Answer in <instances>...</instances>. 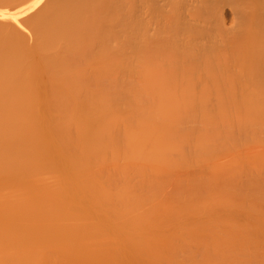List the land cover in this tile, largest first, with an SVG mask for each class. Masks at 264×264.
<instances>
[{
	"label": "bare ground",
	"instance_id": "bare-ground-1",
	"mask_svg": "<svg viewBox=\"0 0 264 264\" xmlns=\"http://www.w3.org/2000/svg\"><path fill=\"white\" fill-rule=\"evenodd\" d=\"M42 1L0 0V178L15 179L25 174V172L38 168H51L56 165L68 167L72 164V152H78L81 155V161H83V157H89L91 154L89 158H99L102 155L101 153H104L107 148L109 152L111 147L115 145L116 140L113 136L120 132L125 141V146L121 148L115 145V147H120L121 150H118L121 152L126 151L124 150L125 147L126 149L127 147L133 148L127 149L130 152L138 151L137 153H142L147 151L152 153L153 156L155 155L157 161H162L163 158L165 159L168 156L164 160L165 165H171L169 167L177 169L180 166V132L178 131L179 123L177 121L179 120L181 125H184L182 121L185 120L184 126L187 127V122H189L187 118L193 120L191 113L187 117V114L192 110L190 108V111L185 112L186 117H183L184 114L181 111L185 108L184 102L186 104L191 99L198 97V102L200 101L198 104H201L211 95L220 104H223L221 102L226 99L233 100V102L236 99H240L239 103L241 102L240 104L243 107L247 102L244 107V114L253 105L263 104L264 0ZM13 7H17L16 9L19 10L17 14H12L11 9ZM160 58H163V60ZM124 72L126 74L129 73L131 76H124ZM120 74H123V77ZM180 76L182 77L181 80ZM132 78L135 79L132 80ZM180 83L182 86H180ZM41 85L45 87L44 89H59L63 92L50 91L40 94L36 89ZM119 86L121 88L128 87L127 89L131 90L129 95L133 98L140 96L137 101L139 98H147L150 95L149 98H145L147 104L144 107L141 106L143 111L140 106L139 108L137 107L139 116L136 108L127 109L128 112H125L130 117L129 115L124 116L125 119L120 114L119 116L115 115L118 112L112 106H109L110 98L115 96V94L110 92H114ZM84 88H94L97 91L108 90L109 92L82 93L81 91ZM129 95L127 96L128 99ZM261 96L262 101L260 100ZM153 97L158 100L154 103L159 102L160 107L165 109L164 113H162L163 111L158 113L157 109L155 110L153 106H150L151 104L148 100ZM258 98L261 102L256 103L259 100H255L256 104H254V99ZM242 100L244 101L242 102ZM249 100L253 104L249 103ZM180 104L184 105V107L182 105L181 111ZM147 105L148 107L150 106V110H148ZM186 105H189V103ZM38 106H45L44 111H39L37 109ZM48 107H55L54 115L52 111L48 110ZM223 108L226 109L225 107L219 108L221 117L226 113V110L221 111L224 110ZM151 109L153 113L156 112L158 115L153 114ZM145 111L147 118L144 114ZM148 111H151V113ZM199 111V121L202 123L206 118L204 120L200 118L207 115L203 112V109ZM221 112L225 113L221 114ZM247 112L252 114L250 110ZM180 113L183 115H180ZM142 115H145V117L143 116V118ZM154 115L157 117L156 119H154ZM169 116L172 118L175 116L176 118L172 119ZM181 116L185 118L182 121L179 118ZM240 116H238V119ZM141 117L143 121L138 119ZM148 117L150 122L148 124L144 123L145 120L149 119ZM161 120L166 123L160 122ZM168 120H172L170 124L172 123L173 126L169 127V125H166L169 124ZM131 121H133L134 125L130 124ZM134 121L137 123H134ZM152 122L155 124V128L152 126ZM129 124L130 126L128 127ZM136 124L139 126L137 125L138 127L134 128ZM140 124H144L147 129L143 127L142 130ZM149 124L150 126L148 127L147 125ZM163 124L166 131L164 126L161 127L163 129H156ZM239 124L236 123L234 125H237L236 133L232 132L230 136L228 135V140L237 141L241 137H251L259 134L258 132L264 131V128L250 130L248 129L249 125L247 126V124L243 123L239 126ZM177 125L178 127H175ZM242 125H245V127H242ZM172 127L176 128L174 130H176L177 136L175 131H170L173 130ZM190 128L189 130L191 131L192 128ZM72 130L77 135L76 139H72L70 136V134L72 135ZM158 130L160 133L165 131L163 133H165V136L167 133V137L163 136L162 133L158 135V132L157 135L160 140L157 138L156 140V131ZM186 130L184 132L189 134L190 131ZM104 132L106 134L108 132V136ZM145 132L150 135L149 140L147 138L149 135L145 134ZM137 133L141 136V141ZM150 133H152V136H156L152 137ZM142 134H144L143 137ZM174 136H179V139ZM99 137L100 139L97 140ZM101 137L105 138L104 141ZM135 137L138 138V141H136L137 138L135 140ZM185 137L187 138V135ZM107 138H112L115 142L111 144L113 140H109L111 142L109 143ZM144 138L145 140L147 139V142L144 141ZM150 138L153 141L155 139V141L153 142ZM177 139L179 143L176 141ZM126 141L128 142L126 143ZM149 142L156 144H154L157 147L156 151L153 146V149H151L152 147L149 148L151 146ZM110 144L112 146L108 147ZM144 145L148 146V149ZM71 147V150L75 149V151H69ZM76 147H78L79 151ZM100 147H104V149L102 150L101 148L100 150ZM115 147L113 146L114 149L112 148L109 153L114 152L115 154V151H117ZM171 151L172 158L169 153ZM153 152L157 154H153ZM162 152H164L163 155L167 154V156H162ZM156 155L157 157L159 156V159L156 158ZM171 159L174 164L170 162ZM112 160L108 162L113 163L114 160L111 162ZM103 162L105 163V161L97 162V165L101 164L98 165L97 169L104 168ZM98 173H100L99 176H104L99 170ZM93 174L89 173L88 175L90 176L87 175L92 183H88L89 180L86 174L81 175L82 177L79 176V180H75V176L65 179L64 182L66 181L70 184L68 186L62 184V189L63 187L65 189L63 191L60 190L59 192L61 193L51 192L54 188H57L55 191L61 189V186L57 185L61 184V182L54 184L47 179L48 182L46 183L48 184L45 183L46 186L39 183L45 178L32 181L28 190L21 196L23 198L22 201L18 199L20 200L18 202L17 200H15L16 202H4L6 200L1 199L0 253H10L9 250H12V248H18V250L14 252L16 253L14 254L15 256L12 253L5 258L2 256L4 260L0 258V263L9 264V262H6L9 257L10 264H32L38 254L26 249L27 246L45 240H53L56 243L60 242L62 238L73 239L75 231L73 232L70 226H68L69 228L59 225L56 227L53 223L66 211L65 206L66 208L74 209L75 211L73 212L80 211L81 215H84L83 217H87L86 214L88 212L86 209L80 210V208L84 207L81 205L83 200L85 203H93L92 205L97 209L101 208V201L98 200L99 195L103 193L104 196H102L106 198V190L102 187L103 182L101 180L103 178L98 177L97 173L96 176L98 179L100 178L99 181L102 185L97 181L98 179L91 180L93 177L91 175ZM80 178H84L86 182L82 179L83 184ZM175 179L179 180L180 176L176 175ZM97 183H100V186ZM88 184H92L93 189ZM171 184L170 190L173 191V195L170 194V196H173L174 204L165 203V206L156 213V219H161V225H163L160 228L162 234L159 235V238L162 236L159 241L161 244L171 242L169 236L165 235L168 226L166 220L180 216V182ZM56 185L57 187H55ZM98 186L102 187V189H99ZM85 187L91 190H87ZM94 189L95 192L93 191ZM102 190H105V192ZM246 190L244 189L245 192ZM96 191L100 193L99 197L95 196V194L97 195ZM89 193H93V195ZM247 193L245 195H248ZM80 195L82 196L80 197ZM76 199L77 202L75 203ZM73 206L80 207L77 211ZM232 208L233 212H238L237 215L242 216L243 219H250L254 224L257 222L254 220L255 217L258 221L264 217H261V212H259V215H257L258 219L253 214L255 210L252 212L249 209L253 214L250 215V212L245 209L249 213L248 218V216L244 215L245 212H240L239 214V211H241L239 210L240 207L237 208L238 211H234V207ZM235 213L231 215L236 217ZM229 214L228 219L234 221V223L241 221V224H243L242 217V220L237 217V219H233ZM246 215L248 214L246 213ZM251 216L254 218H251ZM46 218L47 221L45 222ZM263 219L260 220L261 225L264 222L262 221ZM48 221L53 222V225L48 226V223H50ZM244 221L247 220L245 219ZM42 224H45L44 227ZM246 224L244 223V225ZM259 225L258 227L260 228ZM251 226L255 225L251 224ZM234 227L236 230L239 228L236 223ZM245 227L247 229L249 226ZM258 227L257 229H259ZM174 228L180 230V223H176ZM225 235L223 237H227ZM228 235V238H226L228 243H238V237ZM211 236L212 238L214 237L213 235ZM223 237L222 239H225ZM212 238H210L211 241L208 240L211 243L216 237ZM241 240L243 241L242 236ZM241 240L239 239V243ZM12 243L16 246H13ZM64 249L65 251L60 259L65 264L69 263L68 259L70 264L77 263V260L79 262L77 264H80L83 257V263L85 264L88 263L89 259L92 261L93 257H90L89 254L85 256L81 253V257H83L77 259L80 256V252H76L75 248ZM32 254L33 256H31ZM95 255L92 254V256ZM98 255L96 258L100 256ZM39 259L35 260L34 264H57L54 254L50 253V251L45 250L44 255L39 256ZM97 260H94L95 263L92 262L97 264ZM91 261L89 263H92Z\"/></svg>",
	"mask_w": 264,
	"mask_h": 264
},
{
	"label": "rangeland",
	"instance_id": "rangeland-1",
	"mask_svg": "<svg viewBox=\"0 0 264 264\" xmlns=\"http://www.w3.org/2000/svg\"><path fill=\"white\" fill-rule=\"evenodd\" d=\"M42 2H44V0ZM16 8L17 7H13L11 9L12 14L18 13L19 10ZM160 59L163 60V58H160ZM156 61L159 63L158 60ZM124 73H123L124 76L126 75L131 76L129 75V73L128 74H126V72ZM123 74H120V76L123 77L122 76ZM134 79L132 78V80ZM181 79L182 77L180 76V80ZM180 86H182V84ZM44 88L45 87H42L41 85L38 89H36V91L39 92L40 94H44L50 91L63 92L62 90H59V89H44ZM127 88H121L119 86L114 90V92L112 91L110 92V93H114L115 96L110 98L111 105L109 104V106H112L113 109L116 112H118V113L114 112L116 113L115 115L119 116L120 114L121 117L129 115L128 113L126 114L125 112L127 111V109L129 110V109L136 108L137 110V107L139 108L140 106V109L143 111V108L141 106L144 107V105L147 104V101L145 100L146 97L139 98V100L137 101V98L140 96H137V98L131 97L129 95L131 93V90ZM81 92L82 93H91V92L108 93L109 91L108 90L97 91L94 88H84ZM148 94L150 93L148 92ZM128 95H129V99L127 98ZM149 96H147V98H149ZM261 99H262V96L260 100ZM156 100H157L156 97H153L151 100H148L149 103L151 104L150 106H153V109L155 110L157 109V111H159L158 113H161V111H163L162 113H164L165 109H162V107H160L161 105L159 104V102L154 103ZM255 100L257 101L259 100V98L254 99V104L260 103L262 101V100L261 101L259 100V102H256ZM239 101L240 99H236L234 100V102L233 100L231 101L229 99H226L224 100V102L223 101L221 102L223 104H220L219 101L215 100L213 95H211V96H208L206 100L203 101L204 103L202 102L201 104H198L200 102V101L198 102V97L195 99H191L188 102L189 105H186L188 103L186 102L185 104L184 102L185 108L182 111L181 109L184 107V105L182 104L183 105L182 107V105L180 104V111L184 115L186 111H190V109H192L191 112L187 114V117H189L188 115H190L191 113L192 115L191 118L193 120H190V118L189 119L187 118V121L189 120V122H187V125H186L187 127H185L184 126L185 120L182 121V119H185L183 117H186V115L184 116L182 113H180V115H183V117L181 116L179 118H181L180 120L182 121V123H184V125H181L180 121L178 120L179 122L177 121V123H179L178 125L181 129L178 127V125L175 126V127H178L179 130L178 129L177 130L180 132V143L178 141L179 136L178 137L174 136L175 138H178L176 141L179 143V146H180L179 147V152H180V157H179L180 164L179 165L180 166L179 168L177 167L178 170L176 168L173 169L169 167L171 165L169 166L165 165L166 163L164 160L168 156L167 154L163 155L164 152H162V156L164 157L167 156V157L165 159L163 158L162 161L161 160L157 161L155 159V155L153 156L152 153L147 152V151H144L142 153L141 152L137 153L138 151L130 152V151H127V149L129 150L133 148L127 147L126 149L125 147L124 150L126 151L121 152L120 147L122 148V146H125V141L123 139V136L121 135V132L118 134L111 132L112 134H115V136L113 137L116 140V142L112 138L111 139L113 141L110 138L109 139L107 138L108 141L109 140L112 141V143L110 141L109 143L113 144V142H115L116 146L117 145L120 146L118 148V147H115V145H113L117 150V151L114 150L115 154L114 152L109 153L113 148V146L110 144V146L108 145V147L112 146L110 151L108 152L107 150L108 148H107L104 153H101L102 155L99 158H92V157L89 158L92 155L91 153L94 151L93 150L90 153L91 155L89 157H83V161H81L80 159L81 155L78 154V152L77 153L72 152L71 153L72 154L71 155L72 164L68 167H64L62 165H56L51 168H48V167L38 168L36 170L34 169L33 171L25 172V174H22L21 176H18L15 179L0 178V200L1 199L6 200L4 202H7V201L16 202L15 200H17L18 202L20 201L18 199H21L22 201L23 198L21 196L24 194V192L28 190L29 184L32 181H35L38 179L42 180L46 178L42 182L39 181V183L43 185L46 182H48V180L49 182H52L54 184L61 182V184L59 183L60 185L57 184L60 187L62 184L68 186L70 183L66 181L64 182V180L71 176L72 178L75 176V180H79L78 177L81 175L83 176L86 174L87 176L89 173L90 174L94 173L95 175L93 174L91 176L95 177L97 173L98 177L103 178L101 180V182H103V185L99 181L100 178L98 179L97 176L95 177V179H93V177L91 179V180L98 179L97 181L100 182L102 187L106 190V192L105 190H102L103 192H105L106 198L103 197L104 196L103 193H101L99 190L98 192H100L101 195H99L100 193H98L97 191H96L97 195L95 194V196H98V195L100 196V197L98 196L99 197L98 200L101 201L100 202L101 208L99 207V209H97L96 207H94V205H92L93 203L92 204H90L89 202L85 203L84 200L82 201L81 198H79V200L82 201V204H81L82 207L84 206L83 208H80V210L86 209V211L88 212L86 214L87 217L86 216L83 217L84 215L82 216L81 215L82 213L78 211V208L80 206L78 208L75 207L78 204L77 203L73 207H75L78 212H73L75 211L74 209H69L68 207L66 208L65 206L66 211L60 217H58V220L55 223L48 221L51 223V224L48 223V226L53 225V224L54 226L56 225V227L59 225V226H66L67 228H69L68 226H70L71 230L73 229L72 231L73 232L75 231L74 233L75 237H73V239L72 238H64V239L62 238L60 242H56V243H54L53 240L35 242L27 246L26 249H30V251H33V253L38 254L37 255L38 259H39V256L41 257L44 255L45 250L48 252L50 251V253L54 254V257L57 260L56 261L57 264H65L64 262H62V259H60L62 253L65 251L64 248H67V249L75 248V250H77L76 252H80V256L77 259L81 257V253L82 255H85V256L89 254L90 257H93L92 261L94 263H95L94 261L95 259L96 260L99 259L97 260L98 262L96 261L97 264L98 263H101V264H264V222H262V225L260 223L261 222L260 220L264 218L263 217L264 215H262L264 214V131L258 132L259 134L251 136V137H245V138L241 137L240 140H237V141H232V140L227 139L228 135L230 136L232 132L236 133L237 125L234 126L236 123L238 124L240 123L239 126H241V124L243 123L251 127L254 125L255 128L254 126L252 128L248 126V129L250 130L251 129L254 130L257 128L258 129L264 128V113H263L264 101L262 105L256 104V105H253L251 109L248 108L247 111L249 110L250 112L252 111V114L249 113L251 115H249L247 111H246V114L243 113L245 111L244 107H245V104H247V102L244 104V107H243L240 104L241 102L239 103ZM243 101L244 100H242V102ZM249 103H251L250 100H249ZM251 104H253V102ZM150 106L148 107L147 105V107L149 108L148 110H150ZM199 107L201 108L199 109ZM221 107L226 108V109L223 108L224 110H221V111L226 110V113L223 112L225 113L223 117H221L219 113L220 112L219 108ZM37 109L39 111H44L45 106H38ZM202 109H203V112L206 113L207 116L200 118L203 120L206 118V120L200 123L201 121H199V116H200L199 110H202ZM48 110L52 111L53 115L55 114L54 113L55 107H48ZM151 111H148V112L151 113ZM110 112L112 111L110 110ZM138 112L139 111L137 110V115L139 116ZM203 112L201 113L202 116H203ZM223 113L221 112V114ZM131 114L133 115L132 112ZM144 114L146 115V118H147L146 111ZM153 114H156V112ZM145 115H142V117L143 116L145 117ZM239 115L241 116L238 119ZM232 116H234L235 118ZM134 117H135V114H134ZM142 117L138 119H141L143 121ZM156 118L157 117L155 116L154 119ZM173 118H176V117L174 116ZM130 119H129V122H130ZM141 120L139 121L142 122ZM149 120L150 118L148 120H145L144 123L146 122L148 124L150 122ZM171 121H169L168 122L169 124H166V125H169L170 127L172 125V123L170 124ZM129 122H126V123H129ZM132 122L133 121H131L130 124L134 125ZM160 122H163V121L161 120ZM134 123H137V122L134 121ZM163 123H166V122H163ZM130 124L128 125V127L130 126ZM151 124L154 127L155 124H153V122ZM255 124L258 126H256ZM137 125L138 124H136L134 128ZM141 125H144V124H140V128H142L143 130V127H145V125L144 126H141ZM147 126L149 127L150 124ZM162 126H164V124L160 125L156 129L158 128L163 129L161 128ZM183 127H185V129H183ZM242 127H245V125L244 126L242 125ZM189 128L191 129V131L189 130ZM145 129L147 128L145 127ZM164 129H165V126H164ZM172 129L173 130H170V131H173V132L175 131V135L177 136L176 130H174L176 128L172 127ZM186 129H188L190 132L192 131L193 132L192 133L189 132V134L188 133L186 134L184 132V131H187ZM122 130L125 131L124 129ZM165 131L161 132L163 136H165L164 135L165 133H163ZM148 132H145V134H148ZM158 132L159 130L156 131V135L158 134ZM71 133H72V135L70 134L71 138L76 139L77 135L74 133V130H72ZM152 133H150L151 136H152ZM161 133L159 132L158 135H160ZM168 133L170 132L168 131ZM183 133L187 135V138L185 137L186 135ZM107 134L105 133L106 136H108ZM123 135L125 136V134ZM143 135L144 134H142V137ZM148 135H145V136H148ZM158 135L157 137L155 136H152V137H155V139L157 138L158 140H160ZM137 136H139L138 133H137ZM140 137L141 136H139V140H140ZM149 137L150 135L147 137L148 140H149ZM165 137H167V133ZM92 138L94 137L92 136ZM136 138L137 137H135V140ZM151 138L150 140H152ZM67 139H69V137ZM98 139H100V137L97 138V140ZM104 139L105 138H103V141ZM128 141H126V143ZM136 141H138V138ZM144 141L147 142V139L145 140L144 138ZM226 141H229V142H226ZM149 143L151 144L149 148L153 146L156 151L157 147L154 146L155 143L154 144H152V142H149ZM135 147L137 146L135 145ZM145 147L147 148L148 146H145ZM153 147L151 149H153ZM101 148L102 147H100V150ZM71 149L72 147L69 149V151H73V150L75 151V149L73 150ZM76 149L79 151L78 147H76ZM103 149L104 147L102 148V150ZM169 153L171 155L172 151ZM153 154H157V153L153 152ZM159 154H161V152H159ZM170 157L172 158V155ZM112 158H115L113 159L114 162ZM156 158L159 159V156L157 157L156 155ZM160 158H161V155H160ZM110 160H112L111 162L113 163H109L108 161ZM102 161H105V163L107 162L106 164L103 162L104 168L97 169L98 165L100 164L99 163L97 165V162H102ZM170 162L174 164L172 159ZM95 168L97 172H95L96 171ZM98 170L103 173L104 175L103 177L102 175L99 176L100 173H98ZM176 175L180 176L179 180L175 179ZM76 176L78 179L76 178ZM88 176H87V179L89 180L88 183H92L90 182V177L88 178ZM175 182H180V216L173 217V218L171 217L166 220V223L168 222L167 223L168 226L166 228L167 232L165 235L169 236V239H171V242L168 244H165V243L161 244L159 241L161 240L160 238H162V236H160L159 238V235L162 234L161 232L162 230H160V228H162L163 225H161L162 224L161 219H158V218L156 219V216H157L156 213L160 211L162 207L165 206V203H170L171 205L174 204L173 196H170V194H172L173 192L170 190V187L172 185L171 183H175ZM52 183L51 184L49 183V184L52 186L53 185ZM82 183H83V180H82ZM100 183L99 184L97 183V185L100 186ZM57 185L55 187H57ZM88 185H91L92 187V184H88ZM102 187H99V189L100 188L102 189ZM80 188H81V185H80ZM64 189L65 188L63 187L62 189V186H61V189H59L58 191H55L57 190V188L56 189L54 188V190L52 189L51 192L61 193L59 191L60 190L63 191ZM89 189L87 188V190ZM244 189L245 190L247 189L248 193H247V190L245 192ZM251 189L253 191L252 194H251L252 192ZM93 191L95 192V189ZM249 191L251 192L249 193ZM245 193H247L248 195H245ZM89 194L93 195V193H89ZM81 196L82 195H80V197ZM77 199L75 203L77 202ZM67 206H69V204H67ZM97 206L99 205L97 204ZM232 207H234V211L235 210L238 211L237 208L240 207L239 210L241 211H239V214L240 212H245L244 215L248 216V218H249L248 212H250V215H251L254 210H255L253 213L254 216L259 215V212H261L260 214H261V217L263 218L259 219L257 216V218L259 219L258 221L255 219L256 217L254 218L251 216V218H254L255 222L257 221L254 224L253 222L250 221V219H247V218L243 219L242 216L237 215L238 212L236 211H235L236 213L233 212ZM245 209L248 212L245 211ZM249 209H251L252 212ZM231 211L233 214L234 213L236 214V217L238 219H241V217L243 219V224H241V221L238 223L235 222L236 225L238 224V227H239V228L237 227L238 228L237 230L234 227L235 225L234 221H231L230 219H228L229 218L228 213H230L229 215H231L232 214ZM246 213L248 215H246ZM76 214L77 215L79 214L81 216L79 215L77 216ZM226 214H227V218H226ZM231 216L233 219L236 218V217H233V215ZM245 219L247 221H244ZM44 221L46 222L47 218ZM236 221H239V220H236ZM262 221H264V219ZM178 222L180 223V230H176L174 228V226ZM246 222L248 225L246 224ZM244 223L246 225H244ZM251 224L255 226H251ZM258 225L260 226V228L258 227ZM245 226H249V227H247L246 229ZM257 227L259 229H257ZM227 233L230 234L231 236L234 235L235 237H238V240H237L238 243L237 244H235L236 242L228 243L226 241V238H228L229 236ZM211 235H213L216 238L213 239L214 237L212 238ZM224 235L227 237H223ZM241 236H242L243 241L241 240ZM222 237L225 239H222ZM210 238H212L215 241L212 240V243L209 242L208 240H210ZM218 238L220 241L218 240ZM239 239L241 240L240 243H239ZM245 239L246 241L244 242ZM12 244L13 246H16L14 243ZM47 248L49 249L47 250ZM14 249L16 248H12L13 251L9 250L10 253H5V252L0 253L2 254L0 255V258L4 260V258L6 256H10L11 253L13 255L16 254L14 252H16L18 248L15 251ZM92 254L94 255L96 254V255L92 256ZM98 254L100 256L102 255V257H100ZM97 255L99 256L98 258H96ZM2 256L4 258H2ZM31 256H33V254ZM37 256L36 258L34 256L35 260L37 259ZM83 258H82V263L80 264H85L83 263L84 262ZM7 259H6V262H9L10 264V258L8 257ZM89 260L91 261V259ZM89 260H88V263L86 264H94L92 261H91L92 263H89L90 262ZM34 261L33 263L32 262L31 263L34 264ZM68 261H69L68 264H70L69 259ZM77 263H79L78 260H77Z\"/></svg>",
	"mask_w": 264,
	"mask_h": 264
}]
</instances>
